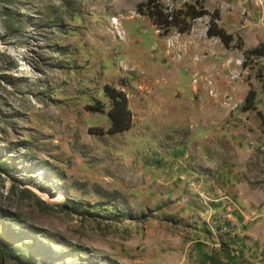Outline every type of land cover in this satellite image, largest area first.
I'll list each match as a JSON object with an SVG mask.
<instances>
[{
  "label": "rangeland",
  "instance_id": "obj_1",
  "mask_svg": "<svg viewBox=\"0 0 264 264\" xmlns=\"http://www.w3.org/2000/svg\"><path fill=\"white\" fill-rule=\"evenodd\" d=\"M145 1L0 0V264H264V0Z\"/></svg>",
  "mask_w": 264,
  "mask_h": 264
},
{
  "label": "trees",
  "instance_id": "obj_2",
  "mask_svg": "<svg viewBox=\"0 0 264 264\" xmlns=\"http://www.w3.org/2000/svg\"><path fill=\"white\" fill-rule=\"evenodd\" d=\"M137 12L142 16H147L152 24L163 30L164 34H168L173 28L180 33H188L191 31L193 22L196 19L205 15H211L207 36L210 38H220L226 46H229L233 41V36L228 34L226 30L221 28L217 23L219 12L215 11L211 14L204 7H198L196 4L187 3L182 8H170L165 6L161 0H146L137 6ZM250 54L259 56L264 55L263 47L259 46L251 50ZM105 91L112 99V105L108 110L111 124L106 131L99 129L98 133L114 135L127 131L131 127L132 112L128 107L126 94L110 85L105 86ZM255 98V91L250 90L246 98V110L252 109ZM88 109L91 111L103 112L105 106L103 103L98 102L94 105H90ZM0 249L3 251L4 255L8 254L1 244Z\"/></svg>",
  "mask_w": 264,
  "mask_h": 264
}]
</instances>
